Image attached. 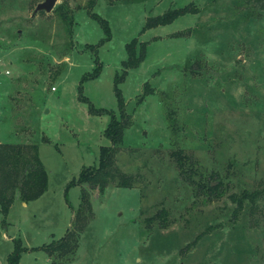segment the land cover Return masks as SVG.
Returning <instances> with one entry per match:
<instances>
[{
	"label": "rangeland",
	"instance_id": "obj_1",
	"mask_svg": "<svg viewBox=\"0 0 264 264\" xmlns=\"http://www.w3.org/2000/svg\"><path fill=\"white\" fill-rule=\"evenodd\" d=\"M43 1L0 0V69L11 70L0 75V141H37L48 172L41 197L0 211V264L17 240L29 248L21 264H264V11L244 18L236 0H58L35 13ZM190 2L196 13L147 26ZM129 44L138 62L125 68ZM124 71L131 124L116 162L135 186L84 185L93 215L77 251L51 257L44 247L80 203L71 180L112 143ZM208 178L218 196L203 190ZM245 192L257 198L240 208Z\"/></svg>",
	"mask_w": 264,
	"mask_h": 264
},
{
	"label": "trees",
	"instance_id": "obj_2",
	"mask_svg": "<svg viewBox=\"0 0 264 264\" xmlns=\"http://www.w3.org/2000/svg\"><path fill=\"white\" fill-rule=\"evenodd\" d=\"M95 2L96 0H91L90 7ZM236 4L238 6L242 5V16L244 18L257 17L261 11H264V0H236ZM197 10L198 7L190 2L181 7L169 9L161 15L150 17L147 26L168 24L181 14L196 13ZM103 23H106V21H103ZM195 29V26L191 27L185 33H191ZM144 49L143 44V53ZM128 50L130 58L128 62H124L125 68L134 67L138 62L133 45L129 44ZM125 73L126 71L122 74L117 73L114 78V91L119 104L120 118L113 114L114 116L106 128V134L111 138L112 143L101 146L97 164L84 166L78 178L71 180L70 185H81L82 187L80 203L74 210L73 222L65 235L54 241V243L52 242L51 246L44 247L51 257L57 254V256L63 258L74 255L77 251L79 236L87 227L89 219L93 215V206L89 191L85 187L86 184L93 189H99L100 192H104L114 181H117V185L121 187L131 188L135 186L136 175L124 171L116 162L117 148L122 143L125 128L131 124L130 114L126 109L125 99L120 88ZM43 140H47V137ZM171 154L180 174L192 180L189 173L196 168L193 160L182 153L180 148L173 149ZM211 182L212 179L208 178L207 182L202 185L203 190L218 196L219 185H212ZM47 188L48 172L40 157L39 143L37 141L27 143L0 141V211L2 214L4 216L8 215L17 196L24 202L36 200L45 193ZM256 198L255 194L245 192L241 197H237L236 201L241 208L244 199L255 203ZM155 216L165 219L166 212L159 211ZM27 250L29 248L23 246L21 240H17L15 249L8 256L9 264H21L22 255Z\"/></svg>",
	"mask_w": 264,
	"mask_h": 264
},
{
	"label": "water",
	"instance_id": "obj_3",
	"mask_svg": "<svg viewBox=\"0 0 264 264\" xmlns=\"http://www.w3.org/2000/svg\"><path fill=\"white\" fill-rule=\"evenodd\" d=\"M57 1L58 0H44L43 2H40L35 9V13L38 11H52L56 6Z\"/></svg>",
	"mask_w": 264,
	"mask_h": 264
},
{
	"label": "built area",
	"instance_id": "obj_4",
	"mask_svg": "<svg viewBox=\"0 0 264 264\" xmlns=\"http://www.w3.org/2000/svg\"><path fill=\"white\" fill-rule=\"evenodd\" d=\"M11 74V70L10 69H6V70H1L0 69V75H10Z\"/></svg>",
	"mask_w": 264,
	"mask_h": 264
},
{
	"label": "crops",
	"instance_id": "obj_5",
	"mask_svg": "<svg viewBox=\"0 0 264 264\" xmlns=\"http://www.w3.org/2000/svg\"><path fill=\"white\" fill-rule=\"evenodd\" d=\"M26 202H24V204H25Z\"/></svg>",
	"mask_w": 264,
	"mask_h": 264
}]
</instances>
